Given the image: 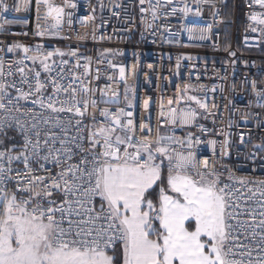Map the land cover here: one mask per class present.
Returning a JSON list of instances; mask_svg holds the SVG:
<instances>
[{
  "label": "snow or ice",
  "instance_id": "obj_1",
  "mask_svg": "<svg viewBox=\"0 0 264 264\" xmlns=\"http://www.w3.org/2000/svg\"><path fill=\"white\" fill-rule=\"evenodd\" d=\"M220 2L194 0L193 11L186 0H139L140 21L148 31L178 13L199 17L207 6L219 23ZM33 3L35 35L60 36L66 22L91 26L95 39V8L74 21L66 11L77 8L74 0H0V13L28 11ZM244 3L250 9L246 30L264 36V0ZM99 7H106L103 0ZM121 7L113 0L109 10ZM5 24L26 26L28 20L5 19L0 29ZM212 28L199 29L196 37V29L182 26L190 40L210 39ZM0 45V52L13 54L11 62L0 55V264H264V179L238 176L220 159L229 155L227 136L222 143L208 140L212 156H200L204 140L190 130L208 132L197 123L209 113L207 97L192 94L204 86L177 85L167 106L161 101L153 130L149 99L143 101L147 120L137 123L127 110L134 106L125 67L118 78L125 85L122 108L117 89L86 82L91 58L83 57L88 63L81 65L78 49ZM65 56L76 58L74 67L84 73L71 71ZM261 85L249 84L264 109ZM250 116L242 119L247 123ZM177 129L188 131L177 135ZM252 148L254 157L264 143Z\"/></svg>",
  "mask_w": 264,
  "mask_h": 264
},
{
  "label": "built area",
  "instance_id": "obj_2",
  "mask_svg": "<svg viewBox=\"0 0 264 264\" xmlns=\"http://www.w3.org/2000/svg\"><path fill=\"white\" fill-rule=\"evenodd\" d=\"M7 2L12 4V0ZM74 2L77 8L66 9L73 13L74 21L92 13L95 8V24L98 26L95 39L91 26L85 28L79 23H73L70 28L66 22L62 26L60 36L35 35L37 19L33 3L28 11L17 12L10 9L7 13H0V24H3L5 19L28 20L26 26L5 24L4 28L0 29V42L4 44L20 42L30 46L42 44L46 46V50L78 49L77 55L81 58L79 61L81 65L88 63L83 57L91 58L88 69L90 75L86 77V82L97 88L111 85L112 88L117 89L120 96L119 107L122 108H127L124 101L125 85L118 78L119 67H125L127 84L131 89L128 97L134 106L127 110L133 111V119L137 123L142 119L147 120L149 113L144 111L143 101L149 99L153 130L161 101L167 106L168 99L176 94L177 85L183 87L185 83H189L197 89L201 85L204 86V91L192 93L201 99L207 97L206 103L211 113H204L207 118L201 117L197 120L198 124L208 129L206 134L200 133L196 128L190 129L204 140V143L198 146L200 156H212V150L207 145L208 140L214 139L222 143L227 136L230 142L229 155L220 159L238 176L247 175L249 178L264 179V152H257L254 157L252 156V146L264 143V127L258 126L264 121V109L256 106L249 86L252 80L264 81V36L246 30L250 23L246 13L250 9L245 6L244 0H221L218 3L219 23L214 20L211 9L202 6L199 17L190 13L188 17L182 18V14L178 13L169 17L167 21L164 19L157 21L156 27L148 31H145L140 21L139 0H115L122 4L121 8L112 9L118 12L119 16L113 15L109 10L112 8L113 0H103L106 5L103 10L99 7L100 0H74ZM55 3L60 4L62 0H55ZM186 3L193 11L195 10L194 0H186ZM229 11H231L230 17H228ZM125 17H128L127 21ZM165 24L167 31L163 28ZM209 24H213V28L211 38L208 40H190L189 33L182 30V26L196 29L193 35L198 37L199 29L207 28ZM225 28L229 30L226 38L223 36ZM22 32H27L28 35L11 34ZM104 49H111L112 52L101 56ZM229 52H235V56H230ZM0 55L4 56L6 62H11L13 59V54L6 53V50L0 52ZM56 59L59 62L60 58ZM63 59L70 61L71 71L84 73L83 67H74L76 58L65 56ZM101 60L102 63L99 62ZM108 60H111L116 67L109 68ZM178 60L179 68H177ZM133 65H136L135 72ZM148 65L153 67L149 68ZM97 69H99V78H97ZM46 75L42 74V78ZM109 75L113 76L114 80H108ZM15 78L19 79V75L17 74ZM24 87L26 88L27 85ZM213 87L216 88L215 92L211 91ZM95 96L100 100L99 91ZM212 104L217 107L212 108ZM99 106L110 107L112 110L116 108V105L100 104ZM192 107L196 106L192 105ZM246 113L251 114L247 123L242 119ZM229 121L232 122L231 125ZM187 131L188 129L183 131L177 129V135H183ZM241 134H244L243 144ZM219 149L220 144H217L218 157Z\"/></svg>",
  "mask_w": 264,
  "mask_h": 264
},
{
  "label": "trees",
  "instance_id": "obj_3",
  "mask_svg": "<svg viewBox=\"0 0 264 264\" xmlns=\"http://www.w3.org/2000/svg\"><path fill=\"white\" fill-rule=\"evenodd\" d=\"M230 16H231V11H229V13H228V17H230ZM228 34H229V30L227 28H225L223 30V36H224V38H226L228 36Z\"/></svg>",
  "mask_w": 264,
  "mask_h": 264
}]
</instances>
